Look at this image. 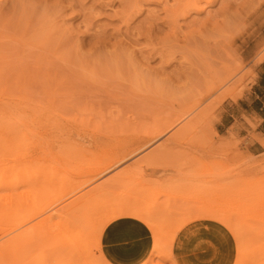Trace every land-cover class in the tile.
Listing matches in <instances>:
<instances>
[{
  "label": "rangeland",
  "instance_id": "rangeland-1",
  "mask_svg": "<svg viewBox=\"0 0 264 264\" xmlns=\"http://www.w3.org/2000/svg\"><path fill=\"white\" fill-rule=\"evenodd\" d=\"M0 51V190L18 185L20 192H27L0 205V264H48V249L62 233L41 226L45 213L24 225L21 217L49 201L59 182H82L86 177L77 169L101 161L183 106L195 103L192 113L158 140L173 151L168 162L174 166L168 165L172 167L164 173L170 175L135 176L129 184L116 186L107 202L123 203L143 189L145 205H163L209 190L223 193L228 186L221 173L246 180L264 176V150L249 153L246 137L227 126L242 113L240 100L249 102L254 95L258 64L264 60V0H0ZM227 71L233 75L230 84L206 95L208 86ZM188 123V130L170 138ZM6 129L26 136L6 135ZM173 170L180 175L174 176ZM108 226L101 236V245L109 247L108 258L119 243L131 251L128 257L152 245L148 231L144 249L129 244L139 237L127 226L106 237ZM20 231L24 237L19 246L3 251L7 239ZM235 248L228 230L224 235H195L179 251L177 264H224L226 258L230 264Z\"/></svg>",
  "mask_w": 264,
  "mask_h": 264
},
{
  "label": "bare ground",
  "instance_id": "bare-ground-1",
  "mask_svg": "<svg viewBox=\"0 0 264 264\" xmlns=\"http://www.w3.org/2000/svg\"><path fill=\"white\" fill-rule=\"evenodd\" d=\"M47 31H49V29ZM230 71H227V73L225 72L226 76L223 74L224 77L221 78L219 81L216 80L217 83L215 85L214 83L210 84L211 86H208V88L209 87L210 88L209 89L206 88V90L208 89L207 91L204 90L206 92V95L210 94L213 90L219 87L226 86V84L229 83L230 80L232 81L233 75L230 74L231 73ZM232 84L235 85L236 87V83L235 84L232 83ZM228 92H229L228 90L227 91L225 90V94H227ZM218 102H220V100ZM194 104H190L185 107L183 106L184 108L183 107L182 109L180 108L178 113L176 112L174 114L172 113L171 117L160 118L159 120L155 121L151 126H148L145 129L143 128V130H141L142 132H140L138 137L126 140V142H124L121 148L114 151L109 156H106L101 161H98L97 163L95 162V163L87 164L77 169L76 173H82L86 177L82 182L65 185L66 181L64 184H60V182L58 183L57 181L59 185L58 187L56 186L57 187L56 189L52 190L53 192L51 191L52 195L51 194L50 195L52 196V198L50 199L48 198L49 201L45 202V204L43 203L42 204L43 206L39 205L40 208L38 207H37L38 209L35 208L37 210L35 212L28 211V213L24 214L23 216L20 215L22 217L19 223L23 224L30 217L32 219V216L35 217L36 214L37 216L40 215L42 216V214L45 213V215L39 220V223L43 224L41 226L42 227L44 226L49 231L50 230L53 232L55 231L53 234L56 235H59L61 233L63 234V235L61 234L62 237L59 240L57 239L58 241L54 240V243L51 242L53 245L52 249H50L51 248L50 246H47L50 247L48 250L51 251L50 253L47 250L48 256L49 253L52 254L49 256L50 258H48L51 264H53L54 262L55 264L57 263L60 264L61 262H64L63 264H116V262L119 264H164L162 262L163 261L166 262V260H169L171 264H177L179 251L186 246V244L188 243L189 240H191L192 237H194L195 235H201V236L217 235V234L224 235V232L226 230L230 232L236 243L233 262L230 264H264V176L259 178L252 177V179L248 178L246 180L243 179V177L240 178L241 176L233 178L228 174L221 173L222 175L220 176L222 177L220 178H222V182L225 180L224 182L226 184L224 185L228 186V189L221 190V192L223 191V193L220 194L217 192V190L216 192L214 190H209L208 192L203 193V195L199 194L201 195V197H199L198 195H196L198 193L197 192L195 193L196 196L195 197L193 196V199L189 197V199L185 201L182 200L180 202L174 201L173 203H169V202L167 203L162 199L164 201L163 205L161 204L156 205L155 203H150L149 201L148 203L152 205H145L142 202V198H143L142 194H140V193H144L142 191L143 189L140 191V193H138L139 191L135 190L134 194L131 196V199L126 200L124 197L126 202L125 200L123 201V203L121 201L118 202L116 201V199H114V197H113V199L115 200L114 202L112 203H109V201L107 202L108 200L107 197L111 198L112 196L111 193L113 192L114 188H116V186L118 185L121 186L122 184H126L125 182L127 181H128L127 184H129L130 183L129 180L134 179L135 176L138 177L156 176L154 178L162 179L164 176L167 178V176L170 175L168 174L166 176L164 173L167 172L169 168L174 166L173 164L174 161L173 163L168 162L170 161L168 157L170 156L171 152L173 153V151L169 153L170 146L168 145L169 146L168 147L167 145H164V143L160 144V141L158 140L160 139L161 136L167 134V132H169L176 124H178L180 121H182L187 116H189L193 111ZM190 123L184 124L182 127L176 129L170 135V138H175L176 135H179V133L185 130L186 128L188 130L192 125V124L190 125ZM111 126L112 125L110 124V128H112ZM5 133L6 135H14L18 137L26 136L25 134L26 132L23 133L18 130L12 131L6 129ZM157 141L159 144L156 143ZM140 153L141 155L136 159H134V161H132L130 164L120 167L124 162L126 163L127 160L133 158L132 156L136 157ZM165 159L166 161H164ZM165 162L167 165L165 164ZM170 164H172L171 167L168 166ZM50 165L51 164L47 166ZM172 169H174V167ZM41 170L43 169L41 168ZM175 170L178 171V169ZM22 171L24 170L22 169ZM177 171L173 170L172 173L174 172L176 173V174L174 173L175 175L173 174L174 176L178 175L179 172ZM185 172L184 175L188 174V172L186 173ZM189 174L191 175V173ZM56 175L57 174H55V176ZM59 175L61 177V174ZM246 175L247 174L245 173L243 176ZM182 176L183 175H181V177ZM188 176L189 175H187V177ZM192 177H194V175ZM68 179L70 180V178L67 177V182ZM13 180L15 179L13 178ZM95 181H99V182L94 183ZM91 182H93L94 184L89 185V183ZM236 182H237V184L235 185L236 187H233L232 185H234V183ZM61 183H63V181ZM5 184H9V183H5ZM11 184L14 185L18 184V181L17 183H11ZM87 184L89 186L84 188ZM255 186H257V188L258 186H260L261 189L259 190L260 188L259 187L256 190ZM16 187H18V189H16ZM16 187L10 185V187L6 186V189L2 188L3 191L0 190V205L2 207L6 206V204H9L12 200H14V198H16L17 195L19 194L22 195L23 193L25 194L27 193L23 191L20 192L18 185ZM252 187L255 189V191H253L254 189L252 190L255 193L254 195L252 194L253 192L251 191ZM225 188L227 187L225 186ZM17 190L19 191L17 192ZM21 197H23V195L20 196V198ZM152 199L151 202H153ZM258 212L260 213V215H262V217L260 216L261 219L260 217H258L257 220L256 214H258ZM253 213H255V215H253ZM250 214L253 217L250 218L251 223L252 222L257 223L256 225L250 223L248 219L249 218L248 216H250ZM16 217L18 218L19 215L14 216V218ZM241 219H243L244 222H242ZM252 219L256 221H253ZM12 221L11 223L13 224L16 223L15 221L14 222ZM107 224H109L108 228L110 232L114 231L120 226H127L131 231L136 233L139 237L136 240H132V241L135 244L136 243L142 244V247L145 243L143 234L145 233V231H148L150 233L152 245L150 246V248L148 249L146 248V250L143 249L142 251L140 250L139 252L136 253L134 257H132V259L128 261L122 258L121 259L118 258L117 254H112L108 258L106 256L107 246L103 247V245H101V236H103L102 233L104 227ZM20 227L23 228L22 225ZM35 228L36 227H34V229ZM23 229L24 230L22 231H26L25 228ZM31 230H33V227ZM106 230L107 229H105L104 234L106 233ZM22 231L18 232V234L16 233L17 235L15 234L14 237H12L13 235L11 236V238L9 237L7 239L6 244H4L3 246L4 248H2V250L3 251L5 249L10 250V248L18 245L19 241L24 237L23 236L24 233ZM31 232H29L30 237H31ZM29 234H25V236L27 235V239L30 238ZM41 238L43 239V237ZM41 238H39V240ZM55 243L57 244L55 245ZM173 246L174 247L176 246L177 251L173 249ZM95 249L96 251H99V253L96 252L95 254H93V251ZM229 261L230 260L226 258V262L224 264H229ZM33 262L36 263V261Z\"/></svg>",
  "mask_w": 264,
  "mask_h": 264
},
{
  "label": "crops",
  "instance_id": "crops-1",
  "mask_svg": "<svg viewBox=\"0 0 264 264\" xmlns=\"http://www.w3.org/2000/svg\"><path fill=\"white\" fill-rule=\"evenodd\" d=\"M253 93L254 95L249 102L243 99L240 100L238 104L244 105L242 113L233 117L232 121H230L227 126L232 125L238 135L246 137L245 147L249 153L258 154L264 150V100H262V98H264V60H261L258 64L257 78L253 86ZM243 131L244 133H242ZM123 227L126 226H120L111 232L109 228H107L104 235L106 237L112 236ZM127 230L128 232H133L129 228ZM129 244L133 246H142V244H135L133 241ZM106 246L107 251H109L108 244ZM126 247V244L119 243L114 246L112 254H117L118 258L128 261L132 259L137 252H133V255H131L132 257H128L126 253L131 251H129L128 248L126 249Z\"/></svg>",
  "mask_w": 264,
  "mask_h": 264
}]
</instances>
